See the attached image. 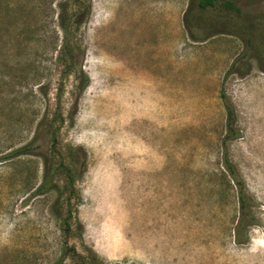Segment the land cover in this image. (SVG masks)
<instances>
[{
	"label": "rangeland",
	"instance_id": "374dc122",
	"mask_svg": "<svg viewBox=\"0 0 264 264\" xmlns=\"http://www.w3.org/2000/svg\"><path fill=\"white\" fill-rule=\"evenodd\" d=\"M231 1L0 0V264H78L70 247L87 264H264V0ZM224 156L255 202L241 245Z\"/></svg>",
	"mask_w": 264,
	"mask_h": 264
},
{
	"label": "trees",
	"instance_id": "16d2710c",
	"mask_svg": "<svg viewBox=\"0 0 264 264\" xmlns=\"http://www.w3.org/2000/svg\"><path fill=\"white\" fill-rule=\"evenodd\" d=\"M217 6L222 7L223 9L227 11H235L239 12V8L235 6V4L231 0H197V7L200 10H207L209 8H216ZM69 21L63 22L62 29L65 32V36H67V32L69 29L68 25ZM75 23L73 22L74 25ZM68 25V26H67ZM73 51L74 49L69 46L67 43V39L65 40V43L60 48V52L58 55V62L61 65H67L66 69L68 71H73L72 69V62H73ZM88 82L87 77L83 78L82 87H85ZM56 118H54V121ZM231 120V112H228V126L230 125ZM50 140L52 143V147H54L56 143L55 138V130L50 133ZM24 149L20 148L16 151H14L12 154H9L8 157H11L16 154H21ZM11 155V156H10ZM223 165H224V172H223V178L226 181L227 184V190L233 192V196L235 195L237 202H238V217L235 222L234 227V243L241 245L248 241L249 237V230L252 226L255 225L256 218L254 215V208H255V202L250 198L248 195L245 184L241 180V178L238 176L235 166L232 164L231 160L228 158V156H224L223 158ZM54 173H60L64 174L66 176V185L71 189L73 187V180H74V174L72 172V169L68 168L67 166L63 165V163H60L58 167H55L53 169ZM44 183L48 181L47 175L44 178ZM43 185V184H42ZM67 204L70 205V201L67 200ZM71 215V213H70ZM63 220V232L66 235H69L71 233V216L68 217V219L64 218ZM66 255L70 257L72 260H76L78 264H87V257L82 256L80 254H77L73 247L66 249ZM100 264V263H98Z\"/></svg>",
	"mask_w": 264,
	"mask_h": 264
}]
</instances>
